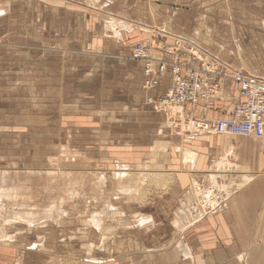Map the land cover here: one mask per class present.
<instances>
[{
  "label": "rangeland",
  "instance_id": "1",
  "mask_svg": "<svg viewBox=\"0 0 264 264\" xmlns=\"http://www.w3.org/2000/svg\"><path fill=\"white\" fill-rule=\"evenodd\" d=\"M45 1L0 0V9L6 11L5 16H0V264H47L44 262L49 257H55L56 252L63 257L69 254L75 258L100 257V250L112 251L127 238L121 237L127 236V232L132 236L149 237L167 234L171 230V224H174L171 222H175L174 212L180 205L174 192L171 195V189L177 186L179 180L176 181V177L170 176L168 180L162 181V175L171 172H166L164 168L156 169L155 161H141L138 162L139 166L124 165L132 172L123 177L116 176L118 166L110 162L113 149L106 145L114 142L113 137L129 134L125 135L128 139L134 137L144 139L150 135V130L156 132L155 125L158 127L157 121L154 123L148 120L149 117L138 113L140 98L135 97L137 94L133 95L131 108L136 112V116L130 114L109 116L108 112L115 111L109 109V106L116 102V99L110 96L114 93L113 90L106 87L101 80L109 82L114 76L107 72L103 74L101 67L104 69L106 65L98 64V70L90 67L96 59L95 42L107 38L104 30L105 21L114 19L128 21L116 13L107 15L108 13L103 11L111 12L112 9L100 7L98 3L101 2L98 0H91L92 5L80 1L76 3L73 0H55L63 4L61 10L52 1L49 4ZM83 1L90 3V0ZM106 1L110 6L115 0ZM130 1L136 14L143 12L145 7L154 12L155 4H160V8L177 5L176 9L191 5V12H194L200 4H197L199 0H193L195 4L192 2L185 4L182 3L183 0ZM200 1H202L200 9L203 6L202 8L206 10L193 14L197 22L201 19V13H210L231 23L233 16L228 10H231L232 1L235 0H224L221 3L224 5L222 9L216 7L215 11V8H209L208 5L214 4L216 0ZM225 5L228 8H225ZM244 22L238 23L239 27L234 22L231 30L223 28L229 36L227 41L232 39L236 42V47H232L226 57L232 60L235 56L243 61L247 60L249 55L253 57L252 52L255 51L260 62H263L264 54L258 50L264 49V25L254 20L247 22L245 19ZM129 23L135 30L133 32L136 33L138 41L131 42L135 39H130L133 33L125 32L128 47L154 37L157 41L153 52L156 58H160L162 50L176 44L173 37L175 33L170 29L169 20L165 25L156 26L157 28ZM141 26L144 29H140ZM210 30L213 35L215 28L211 27ZM219 30L221 29L218 27ZM108 32L113 37L109 39L114 40L115 33L109 30ZM253 35L256 37L253 40L258 42V50H253L249 45L248 40H251ZM28 36L30 39H27ZM192 39L194 40H188L195 42V37ZM217 41L216 46L214 44L216 51L225 48V52H229L226 48L231 45L227 46L226 40L224 48L221 41ZM195 43L213 57L219 59L225 57L221 56L220 52L208 49L206 43L203 45V42L199 43L198 40ZM102 57L107 56L100 55L98 58L103 59ZM102 88L107 93H103ZM102 94L104 96L101 97ZM149 99L154 101L150 102ZM155 99L148 98V102L162 105ZM157 109L164 111L163 107ZM102 111L107 113L101 115ZM160 117L165 120L162 125L164 132L160 135H166L165 139L168 142L176 138L188 139L185 136L180 137L177 128L169 131L166 117L163 115ZM122 118L128 121L117 122L119 119L123 120ZM95 126L103 132L94 131ZM196 129L199 128L190 125L188 131L194 132ZM189 132L188 135H191ZM226 138L229 137L211 136L206 143L216 147L223 142L222 145L227 146ZM231 138L241 139L237 143L232 139L230 143H233V146L244 147L245 151L251 144L258 149H264V142L247 141L244 137L237 136ZM186 140L183 141L186 147L204 149L199 144L204 138L197 141ZM158 143L152 145L148 157L154 154L165 156L170 152V144L165 141L168 147L165 145L161 147ZM137 147L147 149L143 144ZM125 150L129 151L128 148ZM173 155L174 153L168 157L170 169L174 168L171 159ZM242 158V162L250 161L247 154L242 155ZM237 163L240 165L241 161ZM228 168L229 165L224 171H231ZM50 170L54 171V176L49 174ZM102 178L104 181L100 182ZM228 184L220 187L221 194L226 195L231 188L236 187L234 184L228 187ZM128 189L133 191V195L124 191H129ZM2 190L5 192L1 193ZM189 191L193 193V190ZM164 192H167L164 195L168 196L169 201L173 199L168 209L162 206L164 199L160 198L161 195L164 196ZM214 197L215 195L212 199ZM153 200H157L161 205L159 207L151 205ZM149 203L150 210L145 208L146 205L139 207V204ZM107 205L118 208L123 215L106 219V226L115 228L116 231L101 233L90 224V218L94 212L105 210ZM213 206L209 204L205 209ZM164 210L167 216L163 219ZM139 212H143L140 218L153 215L156 221L160 220L161 223L157 226H161L162 231L153 229L147 233L148 226H139L137 217ZM24 213L29 214L26 215L27 222L21 217ZM152 224L154 225V222H151ZM27 244H34L31 248L38 249L27 251L24 261L22 255H17L16 251L9 247L14 245L17 248L19 246L24 248ZM57 260L63 261V258L58 257Z\"/></svg>",
  "mask_w": 264,
  "mask_h": 264
},
{
  "label": "crops",
  "instance_id": "2",
  "mask_svg": "<svg viewBox=\"0 0 264 264\" xmlns=\"http://www.w3.org/2000/svg\"><path fill=\"white\" fill-rule=\"evenodd\" d=\"M54 3V5L58 6V9H62L61 3H57L55 0H46L45 3L49 4ZM70 1V0H69ZM68 1V2H69ZM77 3L90 4L83 0H73ZM116 1V2H115ZM112 1L113 3L109 6V2L106 0H98V5L100 7L108 9H112L111 12L103 11L108 13L107 15H112L114 13L123 16L125 20H118L114 19L113 21H105V28L106 31V39H100L95 42L94 46L96 49V59L91 63L90 66L93 70H98V64L106 65V68H102L103 74L105 72L113 74L112 81H105L101 80L106 87H109L113 90L114 93L110 94L111 97L116 99V102L110 105L109 109H115L113 112H104L102 114L107 113L109 116H117V114H125V115H135V111L131 110L133 108L132 98L133 95L138 97L139 99V108L141 115L144 117H149L148 120H152V122L158 124L155 131H151L150 135L141 139L139 137L127 138L124 136H116L113 137L114 142H111V145H106L107 147H111L113 149V153L111 156V161L114 165L119 167H123L124 165H138V162L141 161H148L153 160L156 162V169L157 168H164L166 172L171 173H164L162 175V181L165 179H169L170 176L176 177V181L179 180L177 186L171 189V195L174 194L177 196V199L180 201L179 207L174 212L175 222L173 225L171 224V230L167 232L165 235H150L149 236H135L130 235L127 232V237L120 242L116 248L112 251H105L100 250V257H93L90 258H75L72 255L64 256L59 255L57 252L55 253V257H49L44 263L47 264H264V149H258L254 145H250L249 148H246L245 151L244 147H238V145L233 146V143H230L234 138H226L227 146L222 145L223 142L220 143V146L212 147L209 143H206L209 137L216 136L213 132H210L208 129L211 127L210 125L217 119L222 117H230L234 111L235 106L239 103V95L236 86H231L225 84V88L223 91V97L220 99L218 104L213 109L205 110V112L201 109H197L190 106H187L184 109H167L162 105L151 104L148 102V98H157L166 93L171 86V76L167 75L164 78L160 77V84L156 87L155 90L148 91L146 88L143 87L146 81V75L142 72V65L131 59V49L132 46L126 45V36L125 32L133 33L132 37H130L131 42L138 41L136 33L132 28V25L129 22L138 23L140 25H147V26H154L160 27L165 25V22L169 20L170 29L175 36L183 37V38H191L195 37L199 43L203 45L206 43V46L211 51H216L214 47L217 44V40L221 41L222 48L224 45L227 44L231 45L229 48L227 47V51L225 52V48L222 49L220 54L221 56H225L226 54H230V49L236 47V42L232 39H229L227 36L226 30H231L232 24L235 23L236 26L239 27L238 23H245L246 21L254 20L257 23L260 22L264 25V0H235L232 1L233 6L231 10L229 9L228 12L232 14L231 23L225 19H221L222 17L216 16L214 17L213 14L201 13V19L197 22L194 19L193 14L196 12H201L203 9L201 6L202 1H197L196 10L191 12V5L183 6L182 9H176L175 5L163 6L160 8V4H155V11L152 12L148 7L143 9V12L136 14L135 9L131 4L130 0H127L124 3V0H115ZM135 2H141L142 0H134ZM152 0H148L147 2H151ZM188 1V2H187ZM215 1V0H214ZM224 0H216L214 4L208 5L209 8L222 9L224 6L221 4ZM134 2V5L136 6ZM196 3L193 0H183L182 3ZM128 3V4H127ZM227 3V2H225ZM59 4V5H58ZM75 5V3L73 4ZM214 6V7H213ZM226 6V5H225ZM131 7V8H130ZM159 7V8H158ZM11 8V7H10ZM225 8H228L227 6ZM199 9V11H198ZM208 9V8H207ZM255 11H250L253 10ZM57 10V9H56ZM163 11V12H162ZM241 11V12H240ZM258 11V12H257ZM6 11L0 9V16H5ZM73 13V12H72ZM223 15V12H221ZM77 14V13H74ZM73 14V15H74ZM167 14V15H166ZM247 14V15H245ZM220 15V14H219ZM254 15V17H250ZM118 16V17H120ZM116 18V17H114ZM121 18V17H120ZM211 18V19H210ZM214 19V20H213ZM95 23V21H94ZM161 23V24H160ZM230 24V26L228 25ZM215 28V31L212 35L211 27ZM223 25V26H222ZM243 25V24H242ZM156 27V28H157ZM218 27L219 30L218 31ZM222 27V28H221ZM226 28L224 30L223 28ZM60 28V27H58ZM112 33H115V39L111 35H109L108 30ZM140 29H144L141 28ZM162 29V28H161ZM164 29V28H163ZM240 30V29H239ZM57 31V29H56ZM102 36V35H100ZM49 37V36H48ZM47 37V38H48ZM119 37V38H118ZM30 39L28 36L27 39ZM212 38V39H211ZM227 41H225L224 40ZM256 37L253 35L251 40L249 41V45L253 47V50H258L257 46H259L253 39ZM25 39V40H27ZM139 39V36H138ZM151 44H155L156 39L150 38L148 39ZM212 41V42H211ZM217 41V42H216ZM159 43V42H158ZM216 43V44H215ZM215 44V46H214ZM156 45V44H155ZM213 45V46H212ZM260 45H263L260 43ZM161 47V46H160ZM217 48V47H216ZM250 51V48L249 50ZM258 51H262L264 54V49H259ZM216 51V53H219ZM252 54L255 56L247 58V60H240L236 58L229 59L228 56L223 60L229 63L231 66L235 67L238 70H241L245 74H251L258 77L264 78V61L260 62L259 55L254 51ZM105 55L106 58L102 57L103 59H99L100 57ZM232 55V53H231ZM242 61V62H240ZM100 65V66H101ZM105 67V66H104ZM92 70V71H93ZM133 78H135L133 80ZM100 81V82H101ZM101 89V87H100ZM103 89V88H102ZM103 93H107L105 89L102 90ZM108 95V94H107ZM104 96L103 94L101 97ZM122 108L121 110L117 109ZM163 107L164 111H159L157 108ZM127 109L131 111H126ZM119 112V113H118ZM161 115L166 117V123L169 126L167 128L169 131L173 130V128H177V134L181 136L188 137V139H181L176 138V140L171 139L172 141L168 142L165 139V136L160 135L164 131L163 129V122L160 117ZM136 116V115H135ZM123 120H117V122H125L128 121L125 118ZM133 119V118H132ZM115 122V123H117ZM165 123V124H166ZM189 123V124H188ZM197 126L199 129H196V133L189 132V126ZM161 125V126H160ZM137 126V125H136ZM167 126V127H168ZM200 126V127H199ZM97 132H103V130L98 129L95 126ZM205 128V129H204ZM201 129V130H200ZM204 129V130H203ZM203 131V132H202ZM191 135H188V133ZM182 133V134H181ZM149 134V133H147ZM157 134V135H155ZM164 137V138H163ZM139 138V140H138ZM158 138V139H157ZM200 138H204L201 140L199 144H201L204 149L200 148H188L183 143L184 140L186 141H197ZM247 141H252V138H245ZM163 142H160L162 141ZM241 140V139H240ZM238 138H235L233 142L237 143L240 141ZM165 141L170 144V152L165 154V156H161L160 154H154L152 157H148L150 155L148 152L150 151L152 145L156 142L158 144L167 146ZM255 141V140H254ZM133 143V144H132ZM203 143V144H202ZM206 143V144H204ZM262 143V142H261ZM143 144L144 147L147 149H139L137 145ZM219 145V144H217ZM101 146V145H100ZM135 146V147H134ZM168 147V146H167ZM125 150V149H127ZM233 148V149H231ZM143 150L144 152H141ZM147 150V151H145ZM193 153L194 157L193 160L188 159V155L186 153ZM174 153L175 157H171L172 165L174 168L170 169L169 167V160L170 157ZM250 157L249 162H242L243 158L242 155H246ZM185 155V156H184ZM229 155L233 156V161L229 158ZM191 156V155H190ZM148 157V158H147ZM187 157V158H186ZM246 157V156H245ZM228 159L229 162L233 163L234 165H238L237 161H241L240 166L244 167V171L240 175L239 173L230 174L232 180L234 181L236 187L229 188L230 191L227 192L226 195L215 194L212 201H208V205L212 204L214 207L205 209L208 205L201 206L197 205L198 209L195 214L187 216L188 214L184 215L179 212V208L183 206V203L188 204L189 197L196 198L198 200L197 194L198 189L196 186L195 181H199V190L201 188L206 189L209 185L212 178H209L208 172L214 169L217 166V163L221 162L223 159ZM188 159V160H187ZM235 160V161H234ZM107 162V163H110ZM227 162V160H226ZM136 163V164H135ZM215 164V165H214ZM149 165V164H148ZM147 165V166H148ZM139 166V165H138ZM230 166V165H229ZM231 169V168H229ZM116 170V171H117ZM232 171V170H231ZM120 172V170H119ZM118 172V173H119ZM230 172V171H227ZM239 172V171H238ZM54 173L53 170L49 171V174ZM253 176L251 181L244 183L243 176L244 175ZM53 175V174H52ZM236 175H238L236 177ZM240 175V176H239ZM54 176V175H53ZM118 177V174H116ZM236 177V179L234 178ZM226 179V178H225ZM208 180V181H207ZM104 180L101 179L100 182ZM106 181V179H105ZM188 182V183H187ZM229 183V181H228ZM231 183V182H230ZM242 183V184H240ZM244 183V184H243ZM209 184V185H208ZM226 184V183H225ZM194 185V186H193ZM206 185V186H205ZM196 186V187H195ZM225 186V185H223ZM230 184H228V187ZM190 190H193L191 193ZM5 192L2 190V193ZM167 193L164 192L163 195ZM2 195V194H1ZM222 195V196H221ZM174 197V196H172ZM160 198H163L162 206L165 209L171 207V201H169L168 196L164 195ZM188 199V201H187ZM211 199V198H210ZM176 201V200H175ZM213 202H216L215 204ZM218 202V203H217ZM135 203H132L134 205ZM165 204V205H164ZM138 205V204H137ZM146 205L145 208L150 210V203L149 204H139ZM155 207H159L161 203H157V200H153ZM154 207V208H155ZM153 208V207H151ZM203 208V209H202ZM213 208V209H212ZM142 213H138L137 217L142 215ZM163 219L167 216L166 210L163 212ZM200 214V215H199ZM26 215L28 213H24L23 220L27 222ZM145 217L150 221L144 225L145 227L148 226L147 233H150L153 229H156L158 232L162 230L158 227V223H161L160 220L155 219L152 215H147ZM185 218L183 221L180 218ZM200 216V217H198ZM152 217V219H151ZM179 217V218H178ZM194 217V218H193ZM143 217L139 218L142 219ZM190 219V221H189ZM193 219V220H192ZM152 220V221H151ZM189 221V222H188ZM151 222H154V225H151ZM156 223V224H155ZM168 224V223H167ZM188 224V225H187ZM165 225V224H164ZM140 226V225H139ZM142 226V227H144ZM92 228V227H91ZM167 228V227H166ZM125 235V234H124ZM132 237V238H130ZM148 237V238H146ZM34 244H27L23 247H14V245H10L13 250L16 251L17 255H22L23 261L27 256V251H33L35 248L32 249ZM40 246V245H39ZM32 247V248H31ZM41 247V246H40ZM97 249V248H96ZM15 254L13 253V256ZM90 256V255H89ZM58 257L63 258V261L57 260ZM8 260V259H7ZM6 262V261H5ZM4 262V263H5ZM9 261H7L8 263ZM2 264V263H1Z\"/></svg>",
  "mask_w": 264,
  "mask_h": 264
},
{
  "label": "built area",
  "instance_id": "3",
  "mask_svg": "<svg viewBox=\"0 0 264 264\" xmlns=\"http://www.w3.org/2000/svg\"><path fill=\"white\" fill-rule=\"evenodd\" d=\"M173 37L176 44L162 50L160 58L153 52L156 45L148 41L135 43L131 49V59L142 65L146 75L143 85L146 90H155L160 77L171 76L170 89L155 101H161L167 109L191 105L205 112L218 104L225 84L234 85L240 101L232 116L215 120L208 130L217 136L264 142V78L245 74L223 59L211 56L195 43L196 38L192 42V37Z\"/></svg>",
  "mask_w": 264,
  "mask_h": 264
},
{
  "label": "bare ground",
  "instance_id": "4",
  "mask_svg": "<svg viewBox=\"0 0 264 264\" xmlns=\"http://www.w3.org/2000/svg\"><path fill=\"white\" fill-rule=\"evenodd\" d=\"M159 77H157V79H158ZM149 101L150 102H152V101H154L153 99H149ZM156 102H159V101H156ZM159 103H161V101L159 102ZM162 104V103H161ZM200 127V126H199ZM231 149H233V148H231ZM233 151H234V149H233ZM186 155H188V159H190V160H193V157H194V154L193 153H186ZM191 155V156H190ZM185 156V155H184ZM187 158V157H186ZM229 158H231V160L233 159V156L232 155H229ZM187 159V160H188ZM226 160H227V162H226ZM233 161V160H232ZM231 161V162H232ZM235 161V160H234ZM231 162H229V160L226 158V159H223V160H221V162H219V163H217V166L214 168V169H212L210 172H208V175H209V178H212L211 180H209V181H212V182H210V185L206 188V189H203V188H201L200 190H199V188H198V186H199V181H195L196 182V186H197V189H198V194H197V198H198V200L196 201V198L194 199V197L192 198V197H189V201H188V199H187V201H188V204H185V203H183V206L181 207V208H179V212L181 213V214H184V215H186V214H188L187 216H189L190 215V217H191V215L193 214H195V212H197V210H199L198 209V207H197V205H201V206H205V205H208V201L210 202V201H212V197L215 195V194H219L220 192H221V188L220 187H222V185L223 184H225V183H228V181H229V184H236V183H234V181L232 180V178H233V176L231 177L230 176V174H236V173H239L240 175L242 174V172H240V171H244V167H242V166H240L239 164L237 165H234L233 163H231ZM215 165V164H214ZM227 165H230L229 166V168H231V170L232 171H230V172H227V171H224L225 170V168L227 167ZM141 168V167H140ZM228 168V169H229ZM119 170H120V172H119ZM135 170V169H134ZM144 172H146V171H148V170H143ZM239 171V172H238ZM117 172H119L118 173V176H120V177H123V176H125L126 174H130L131 172H132V170L129 168V167H126V166H123V167H119V169H118V171ZM140 172V171H139ZM142 173V172H141ZM51 174H53V173H51ZM143 175V174H142ZM239 175V176H240ZM228 176V177H227ZM238 175H236V177H237ZM236 177H234L235 179H236ZM226 178V179H225ZM251 178H253V176L251 175V176H249L248 175V173H247V175H244L243 176V182L244 183H247V182H249V181H251ZM103 179V178H102ZM208 181V180H207ZM231 182V183H230ZM243 183V184H244ZM242 184V183H241ZM194 186V185H193ZM195 186V187H196ZM206 186V185H205ZM129 191L131 190V189H128ZM124 191H126V192H128V193H132V195H133V191H127V190H124ZM2 193V192H1ZM124 193V192H123ZM133 197V196H132ZM131 197V198H132ZM211 198V199H210ZM133 199V198H132ZM211 203V202H210ZM214 204L216 203V202H213ZM218 203V202H217ZM214 207V206H213ZM203 209V208H202ZM213 209V208H212ZM192 213V214H191ZM123 215V212L122 211H120L119 212V210H118V208H116V207H114V206H112V205H107V208L105 209V210H101L100 212H94L93 214H92V216H91V218H90V221H91V223L90 224H93L94 226H95V228H97L99 231H101V233L102 232H114V231H116V229L115 228H111V227H108V226H106V219L108 218H116V216L117 217H121ZM200 215V214H199ZM198 217H200V216H198ZM112 218V219H113ZM140 218V217H139ZM179 218V217H178ZM180 218L182 219V221L185 219V218H183V217H181L180 216ZM194 218V217H193ZM141 221H139L140 222V226H144V225H146L150 220L149 219H147V218H142V219H140ZM193 220V219H192ZM189 221H190V219H189ZM188 221V222H189ZM188 225V224H187Z\"/></svg>",
  "mask_w": 264,
  "mask_h": 264
}]
</instances>
